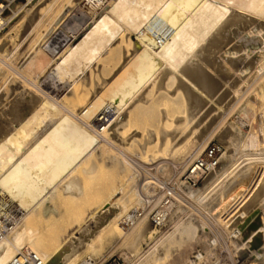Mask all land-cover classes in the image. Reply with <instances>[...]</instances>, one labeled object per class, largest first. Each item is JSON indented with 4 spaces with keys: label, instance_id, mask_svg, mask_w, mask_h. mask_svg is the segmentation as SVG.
Instances as JSON below:
<instances>
[{
    "label": "bare ground",
    "instance_id": "bare-ground-1",
    "mask_svg": "<svg viewBox=\"0 0 264 264\" xmlns=\"http://www.w3.org/2000/svg\"><path fill=\"white\" fill-rule=\"evenodd\" d=\"M9 23L0 264L138 253L152 220L168 228L136 264L225 241L264 264V0H12Z\"/></svg>",
    "mask_w": 264,
    "mask_h": 264
},
{
    "label": "rangeland",
    "instance_id": "rangeland-1",
    "mask_svg": "<svg viewBox=\"0 0 264 264\" xmlns=\"http://www.w3.org/2000/svg\"><path fill=\"white\" fill-rule=\"evenodd\" d=\"M24 1V0H23ZM73 13H75V11L74 12H72V14ZM72 14H70V16L72 15ZM76 14V13H75ZM6 15L9 17V16H11V18H10V20H12V6H11V10H10V12L8 11L7 13H6ZM81 22H82V19L81 18H78ZM68 21V20H67ZM10 24V23H9ZM8 24V25H9ZM8 25H7V27L3 30V31H1L0 32V35H2V34H4L7 30H8ZM4 32V33H3ZM131 37L135 40V34H132L131 35ZM4 78V77H3ZM2 80V77L0 76V84H1V81ZM108 113H110V112H107V114ZM212 114L213 113H211L210 114V116H208V119H207V117H206V119H204L202 122H205V123H203V124H199V125H202V126H209L208 124L210 123V121H209V119H210V117L212 116ZM216 120H214L213 122L215 123V121L216 122H218L219 120H220V117H216L215 118ZM216 124V123H215ZM214 124V125H215ZM198 125V126H199ZM213 125V123H212V127L214 126ZM202 126H199V127H197V129L198 128H201ZM211 127V125H210V129L212 128ZM208 128V130H206V133L207 132H209V129ZM191 135L192 134H190L189 135V137H191ZM194 135V134H193ZM204 136H205V133L204 134H202L201 136H200V139L202 140L203 138H204ZM215 138V139H214ZM217 138V139H216ZM200 140V141H201ZM219 140L220 139H218V137L217 136H215V137H213V139H211L209 142L210 143H220L222 146H224V144L223 143H221V141L219 142ZM180 175H181V177L183 178V175H184V173H180ZM201 179V180H200ZM199 179V181L197 182V185H201L202 184V180L204 179V177L203 178H200ZM152 215V214H151ZM11 217H12V211H11V213H10V215H9V217H7L8 219H7V221L5 222H3V225H2V228L1 229H3L4 228V225H5V223H7V225L6 226H8V225H10V227L12 226V224L10 223L12 220H11ZM10 227L9 228H7V230L8 229H10ZM86 227V225H84L81 229H84ZM167 228H168V225L166 224V223H164L163 225H160V224H158L157 222H155V220H152V225L150 226V228L148 229V230H146V232H145V234H144V238H145V241H143L142 243H141V247H140V249H139V252L138 253H133V252H131L130 251V253H129V251H127V249H126V247H122L121 245H114L113 243L111 244L110 242H105V243H103V248L102 249H100L99 251H97L96 253H90L88 250H85V251H83L79 256H78V258L74 261V264H82L83 263V261H84V259L85 258H90L89 256H93V258L91 259L90 258V261H92L90 264H129L130 262V264H136L137 262H138V260H139V258L141 257V255H142V251L144 252L148 247H147V244H148V246L150 247V245L152 244V240L155 238V237H157V235L159 236L162 232H164V231H166L167 230ZM7 230L5 231V232H3V233H6L7 232ZM162 231V232H161ZM2 233V232H1ZM0 233V234H1ZM2 233V234H3ZM76 235H79V231H77L76 232ZM221 238V237H220ZM222 241H225V239H221ZM226 243V244H225ZM227 241H225V242H221V244H224V246L222 245H220V247H218L217 249H216V254H215V256H213L212 258H213V260H208V261H204V263L205 264H231L230 262H227L228 261V255L230 254L229 252H230V246L229 245H227ZM104 244H105V246H104ZM106 244H111V245H114V246H109V245H107L108 247H111V248H108L107 246H106ZM189 244V246L187 245V244H185L184 245V247L182 248H180V251H179V249H177L178 251H175V253L173 254V252H172V254H171V256L167 259V260H165L162 264H187V261H188V259H190V255L191 256H193V254H195L196 253V251L198 250V249H200V246L199 245H197V243H195V242H192V244L189 242L188 243ZM196 244V245H195ZM105 247H107V248H105ZM118 247V248H117ZM123 248V249H121V248ZM222 247H224L223 249H222ZM229 247V248H228ZM221 248V250H219ZM104 249V250H103ZM144 249V250H143ZM142 250V251H141ZM195 250V251H194ZM87 251V252H86ZM101 251V252H100ZM122 251V252H121ZM193 251V252H192ZM86 252V253H85ZM100 252V253H99ZM125 252H128V255H129V258H130V261L128 260V261H126L125 260V256H124V254L123 253H125ZM224 252L226 253V254H224ZM87 253H89V254H87ZM98 253V254H97ZM110 253H112V254H110ZM83 254V255H82ZM84 254H87V256L86 255H84ZM102 254V255H101ZM222 254V256H220ZM94 255H95V257H94ZM138 255L140 256V257H138ZM217 256V257H216ZM103 257V258H102ZM138 257V258H137ZM216 257V258H215ZM223 257V258H222ZM226 257V258H225ZM81 258V259H80ZM211 258V259H212ZM221 258V259H220ZM225 258V259H224ZM215 259V260H214ZM98 260V261H97ZM217 260V261H216ZM240 260V262H242V260L241 259H239ZM81 261H82V263H81ZM101 261V262H100ZM133 261V262H132ZM211 261V262H210ZM95 262V263H94ZM136 262V263H135ZM208 262V263H207ZM224 262V263H223ZM227 262V263H226ZM88 263V264H89Z\"/></svg>",
    "mask_w": 264,
    "mask_h": 264
},
{
    "label": "built area",
    "instance_id": "built-area-1",
    "mask_svg": "<svg viewBox=\"0 0 264 264\" xmlns=\"http://www.w3.org/2000/svg\"><path fill=\"white\" fill-rule=\"evenodd\" d=\"M11 6H12V0H0V32L3 31L7 25L10 22V18L11 16H7L6 13L11 10ZM61 36L59 33L55 34L51 40V42L59 40L60 42ZM12 220V217H11ZM12 224V221L10 222ZM7 223H5L4 228L1 229L0 233L5 232L7 230V228L10 227V225L6 226Z\"/></svg>",
    "mask_w": 264,
    "mask_h": 264
}]
</instances>
